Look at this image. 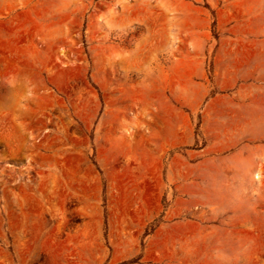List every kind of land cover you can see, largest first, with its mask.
<instances>
[{
    "label": "rangeland",
    "instance_id": "374dc122",
    "mask_svg": "<svg viewBox=\"0 0 264 264\" xmlns=\"http://www.w3.org/2000/svg\"><path fill=\"white\" fill-rule=\"evenodd\" d=\"M0 264H264V0H0Z\"/></svg>",
    "mask_w": 264,
    "mask_h": 264
}]
</instances>
